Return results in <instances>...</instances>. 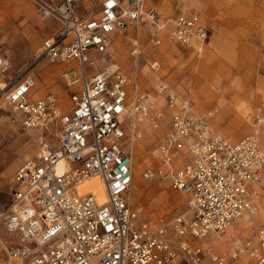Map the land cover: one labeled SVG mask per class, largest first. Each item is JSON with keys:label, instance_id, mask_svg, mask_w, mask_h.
<instances>
[{"label": "built area", "instance_id": "built-area-1", "mask_svg": "<svg viewBox=\"0 0 264 264\" xmlns=\"http://www.w3.org/2000/svg\"><path fill=\"white\" fill-rule=\"evenodd\" d=\"M41 19L55 21L35 62L69 64L72 85L67 105L51 92L35 96L36 78L27 74L0 88V111L24 130L42 129L37 150L15 170L3 216L9 243L0 264H264V225L251 236L233 237L224 250L205 240L219 237L245 213L256 219V198L264 189V149L258 128L264 114L251 115L254 132L230 139L218 131L212 107L194 112L189 100L156 74L154 91L169 118L156 145L155 163L140 172L147 181H168L184 197L185 210L171 217L149 216L129 202L133 158L128 119L135 113L153 127L160 107L139 92L130 106L129 76L114 64L97 67L113 38L130 26H148L150 41L188 46L212 34L201 14L172 11L163 16L144 0H33ZM114 66V67H113ZM157 72V73H156ZM63 160V170L57 163ZM97 178L105 192L98 200L79 187ZM252 220V221H253Z\"/></svg>", "mask_w": 264, "mask_h": 264}, {"label": "rangeland", "instance_id": "rangeland-1", "mask_svg": "<svg viewBox=\"0 0 264 264\" xmlns=\"http://www.w3.org/2000/svg\"><path fill=\"white\" fill-rule=\"evenodd\" d=\"M144 5L155 6L164 14L196 10L212 34L198 48L169 41L153 44L146 25L130 26L116 34L108 52L98 57L97 67L114 64L129 76L130 106L139 92L148 93V102L149 95H160L154 91L157 76L151 69L156 62L157 75L187 98L194 112L201 114L216 108L211 121L223 135L238 139L254 132L251 115L264 114V0H144ZM53 25L54 20L37 15L33 0H0V83L7 85L16 77L31 74L36 78V96L51 92L67 105L72 85H68L64 71L69 64H49L44 58L35 62L42 39ZM158 97V107L163 111L159 126L153 127L146 119L138 120L135 113L128 119L130 131L141 132L140 137L129 142L134 168L129 202L140 204L145 215L171 217L185 210L183 195L169 187L168 181L145 182L140 174L146 165L155 163L156 145L169 118L163 97ZM154 100L158 102V98ZM10 117L9 111H0V215L8 206L15 170L34 157V139L43 132L40 128L24 130ZM258 136L264 149V126L258 128ZM252 220L250 217L235 234H230L228 228L219 234L218 241L213 236L205 242L220 251L233 237L251 236L264 225V209L258 206V216ZM238 224L239 220L232 226ZM0 239L7 243L13 239L4 228L3 216ZM5 258L0 245V260Z\"/></svg>", "mask_w": 264, "mask_h": 264}, {"label": "bare ground", "instance_id": "bare-ground-1", "mask_svg": "<svg viewBox=\"0 0 264 264\" xmlns=\"http://www.w3.org/2000/svg\"><path fill=\"white\" fill-rule=\"evenodd\" d=\"M161 13H162V15L163 16H166V15H168V14H170V13H168V14H164L162 11H161ZM165 41H168V40H166L165 39ZM190 45H192L194 48H198L199 47V43L198 42H196V41H192L191 42V44ZM2 62H0V64H1ZM103 66V65H102ZM114 67V66H113ZM36 85V84H35ZM5 87V85L3 84V83H0V88H4ZM130 88H131V86H130ZM136 89V88H135ZM153 96H156V94H152V95H149V102L152 104V106L153 107H158V104H159V102H160V99H159V97L158 96H160V95H158L157 97H153ZM158 98V102H156L154 99H157ZM57 170L58 171H61V170H63V160H60L58 163H57ZM79 190L80 191H87V190H92L94 193H95V195L97 196V198H98V200H100V201H103V200H105V192H104V190H103V186H102V184L98 181V179L97 178H89V179H87V180H85L84 182H83V184L79 187ZM262 193H264V189L261 191V194ZM259 195L257 198H256V202H257V204H258V206H259V208L262 210V209H264V194H263V196L262 195ZM251 216H249L248 214H244L243 216H241L239 219H237V220H239V224H238V226H229L227 229L230 231V234H235L237 231H239L240 229H241V227H243L244 225H246V223L249 221V218H250ZM251 221V220H250ZM213 237V236H212ZM214 241H218L217 240V236H214ZM14 261H16L17 262V260L16 259H14ZM14 264V263H13Z\"/></svg>", "mask_w": 264, "mask_h": 264}, {"label": "crops", "instance_id": "crops-1", "mask_svg": "<svg viewBox=\"0 0 264 264\" xmlns=\"http://www.w3.org/2000/svg\"><path fill=\"white\" fill-rule=\"evenodd\" d=\"M146 7H148V6H146ZM49 33H51L50 31H49ZM40 95H43L42 93L41 94H39V95H37V96H40ZM36 96V95H35Z\"/></svg>", "mask_w": 264, "mask_h": 264}]
</instances>
